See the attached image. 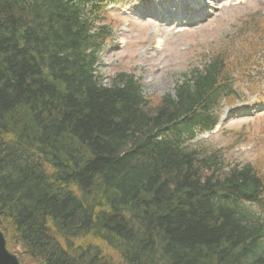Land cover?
<instances>
[{"label": "trees", "instance_id": "16d2710c", "mask_svg": "<svg viewBox=\"0 0 264 264\" xmlns=\"http://www.w3.org/2000/svg\"><path fill=\"white\" fill-rule=\"evenodd\" d=\"M108 1L0 0L7 248L20 264H264L263 162L183 145L232 92L224 56L173 95L145 96L129 73L106 84Z\"/></svg>", "mask_w": 264, "mask_h": 264}, {"label": "rangeland", "instance_id": "374dc122", "mask_svg": "<svg viewBox=\"0 0 264 264\" xmlns=\"http://www.w3.org/2000/svg\"><path fill=\"white\" fill-rule=\"evenodd\" d=\"M191 1L107 4L113 34L98 55L97 72L106 84L117 73H131L141 77L144 95H173L184 74L222 54L237 99L221 109L215 129L192 142L206 152L219 149L230 164L263 165L264 0H204L199 12L184 8ZM11 250L22 254L19 246Z\"/></svg>", "mask_w": 264, "mask_h": 264}, {"label": "water", "instance_id": "95a60500", "mask_svg": "<svg viewBox=\"0 0 264 264\" xmlns=\"http://www.w3.org/2000/svg\"><path fill=\"white\" fill-rule=\"evenodd\" d=\"M0 264H19L15 254L10 253L5 244V238L0 230Z\"/></svg>", "mask_w": 264, "mask_h": 264}]
</instances>
